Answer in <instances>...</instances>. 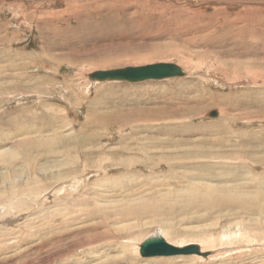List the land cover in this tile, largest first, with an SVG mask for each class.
Masks as SVG:
<instances>
[{
  "label": "rangeland",
  "instance_id": "obj_1",
  "mask_svg": "<svg viewBox=\"0 0 264 264\" xmlns=\"http://www.w3.org/2000/svg\"><path fill=\"white\" fill-rule=\"evenodd\" d=\"M0 264H264V0H0Z\"/></svg>",
  "mask_w": 264,
  "mask_h": 264
},
{
  "label": "water",
  "instance_id": "obj_2",
  "mask_svg": "<svg viewBox=\"0 0 264 264\" xmlns=\"http://www.w3.org/2000/svg\"><path fill=\"white\" fill-rule=\"evenodd\" d=\"M186 73L181 66L174 62L160 61L143 65H131L110 69H99L88 73L91 82H127L141 83L150 80H166L185 77ZM208 118H217L219 112L211 110L205 115ZM139 255L142 258L171 257L181 255H197L207 258L212 252L203 251L198 243H189L178 246L171 244L161 235L146 238L139 244Z\"/></svg>",
  "mask_w": 264,
  "mask_h": 264
},
{
  "label": "bare ground",
  "instance_id": "obj_3",
  "mask_svg": "<svg viewBox=\"0 0 264 264\" xmlns=\"http://www.w3.org/2000/svg\"><path fill=\"white\" fill-rule=\"evenodd\" d=\"M186 76V75H185ZM90 81V80H89ZM29 137V136H28ZM33 137V136H32ZM53 138V137H52ZM37 139H39L38 137H37ZM51 139V138H50ZM31 140V139H30ZM26 141V140H25ZM33 141V140H32ZM32 141H30V143L32 142ZM24 142V141H23ZM215 195H217V193H215V192H213V191H211L210 192V196H215ZM207 196H209V194L207 195ZM219 196V195H218ZM223 198H225L226 196H222ZM235 198V197H234ZM227 199H228V197H227ZM230 200H232V199H230ZM225 201V202H224ZM222 200V201H216L215 203V205H221V206H224V205H228V206H231V204L233 205V203H231L230 204V201H229V204L228 203H226V200ZM235 200H232L231 202H234ZM98 208V207H97ZM100 208V207H99ZM116 208V207H115ZM140 208V207H139ZM132 208V207H130V208H124V211H123V213L124 214H129V215H131L132 217H134V218H136V217H140L141 215H143L144 213H146L147 211L145 210V209H143V208ZM92 211V210H91ZM121 212V211H120ZM122 213V212H121ZM128 215V216H129ZM89 216V215H88ZM120 216V215H119ZM131 218V217H130ZM132 219V218H131ZM167 241V240H166ZM168 242V241H167ZM140 244V243H139ZM139 244H138V248H139ZM171 244H173V243H171ZM174 245H178V246H182L183 244H174ZM201 249L203 250V248L201 247ZM204 251V250H203ZM212 254V253H211ZM210 254V255H211ZM182 256V255H181ZM199 257H201V256H199ZM208 258V257H207Z\"/></svg>",
  "mask_w": 264,
  "mask_h": 264
}]
</instances>
